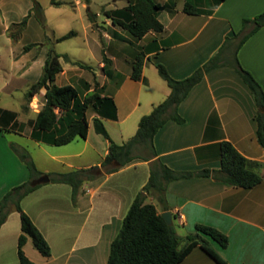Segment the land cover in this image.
<instances>
[{
  "label": "crops",
  "instance_id": "obj_1",
  "mask_svg": "<svg viewBox=\"0 0 264 264\" xmlns=\"http://www.w3.org/2000/svg\"><path fill=\"white\" fill-rule=\"evenodd\" d=\"M60 1L64 3L59 6L52 4V0L50 4L59 8L66 3ZM119 1L107 0L105 5L124 7L129 2L123 0L124 4L119 6ZM157 1L169 4L159 14L164 30L149 31L141 39L114 26L109 18L103 19L101 52L105 49L112 63L107 74L103 69L104 62H98L102 73L93 72L94 83L98 81L99 86L104 87L103 95L113 96L116 113L112 116L92 109L90 115L88 109L86 138H77L64 145L37 140L31 136L30 121L33 119L29 120V128L26 125L22 131H8L3 128L2 118H7L3 123L11 122L9 112L15 111L0 106V200L11 188L30 178L29 169L16 148L28 151L38 169L45 173L101 165L109 152L110 142L95 130V117L104 121L117 143H124L136 133L141 117L171 93L170 86L158 71V63L164 64L174 78L183 79L216 54L228 36L239 32L245 18L264 11V0H223L217 5L216 0H194L201 9L195 14L184 10L187 0ZM12 2L26 4L25 0ZM33 6L34 2L26 5L19 19L7 21L4 18L7 23L1 32L12 38L8 30L10 24L23 19ZM4 8L0 0L2 15L6 13ZM44 15L48 22L45 8ZM98 16H101L100 12ZM108 30L118 32L120 36L112 37ZM25 34L37 38L45 35L34 12L22 36ZM140 50L145 53V61L142 78L136 80L131 77L132 60ZM37 52L14 58L7 68L10 79L0 88V94L11 93L22 83L28 90L39 79L48 49L42 47L39 55ZM223 56L224 63L206 72L179 105L178 112L185 122L169 119L156 133V157H137L115 172H103L98 178L86 180L76 200L72 197V186L59 182H44L22 198V208L51 246V255L44 256L28 237L24 250L34 264H106L111 243L119 233L124 217L150 178L152 163L161 159L179 171L220 169V143L223 140L231 141L251 161V168L263 177L259 184L245 188L211 176H195L171 181L164 204L153 194L148 195L146 201L154 203L161 213L172 211V224L178 228V234L183 238L199 234L221 255L224 264H264V146L257 137L258 105L249 86L233 66L235 45H228ZM237 56L264 88V26L246 40ZM65 72L63 65L56 81ZM86 84L93 92L92 81L87 80ZM33 98L39 100V95ZM42 104L32 105L30 109L37 114ZM54 146H66L67 149ZM137 153L144 154L141 149ZM199 224L224 232L229 237L228 245L223 247L212 236L198 230ZM21 233L20 212L12 206L0 226V264H21L18 254ZM179 264L220 263L198 244Z\"/></svg>",
  "mask_w": 264,
  "mask_h": 264
},
{
  "label": "trees",
  "instance_id": "obj_2",
  "mask_svg": "<svg viewBox=\"0 0 264 264\" xmlns=\"http://www.w3.org/2000/svg\"><path fill=\"white\" fill-rule=\"evenodd\" d=\"M33 1L32 10L20 22L11 23L8 30L13 26L23 30L33 12L43 27L47 28L48 24L42 4L38 0ZM222 1L216 0V5ZM84 2L87 5L88 17L92 25H97L98 13L91 10L92 0H84ZM63 3L60 0H52V4L57 6ZM168 7L169 4H162L157 0H129L124 7L104 5L101 12L111 20L114 26L127 31L135 39H141L149 31L160 32L164 30V24L160 21L159 14ZM184 10L192 14L201 12L200 6L194 0H187ZM263 26L264 11L254 17L245 18L239 32H236L232 37L228 36L216 54L191 75L183 79L174 78L164 64L158 63V71L170 86L171 93L165 100L156 104L150 113L141 117L136 133L124 143H117L111 137L104 121L100 117H95V130L110 142L109 152L101 165L67 172L45 173L38 169L28 151L16 148L20 158L29 169L30 178L28 181L11 188L0 200V226L6 221L10 208L12 206L16 207L21 215L22 233L18 241V254L21 264H34L24 250L29 236L32 238L35 247L44 256L51 255L50 243L31 216L21 206L22 198L44 183H37V181L46 178L45 182L68 183L72 186L73 200H76L86 180L98 178L103 172H115L137 157L146 159L156 157L158 155L154 145L156 133L169 119L179 123L185 122V118L178 112L179 105L186 99L190 91L202 81L206 72L224 63L223 52L228 45H235L233 66L247 83L256 99L258 105L257 137L264 146V88L254 75L242 66L237 56L239 48ZM20 33L21 31L12 33L11 36L17 39L20 37ZM76 34L77 31L70 30L66 34L57 36L54 42L66 40ZM117 36H120L118 32L112 35L115 38ZM39 44H26L24 52ZM51 44L43 66V72L39 79L31 84L25 97L27 101H31L36 95H41L43 98L42 107L37 112L35 119L30 121L32 125L31 136L49 144L64 145L77 138L88 136L89 120L87 111L90 107L101 114L115 116L116 104L113 96L103 95L104 87H100L98 81L95 83L93 92L85 96L80 95L78 88L71 83L58 85L56 83L57 75L63 71L61 58L65 57L68 61H70V58L67 54L56 51L53 42ZM144 61L145 53L140 50L132 60L131 77L133 79L139 80L142 78ZM103 62V69L109 74L112 60L106 55L104 49ZM75 63L84 68H92L82 62L76 61ZM25 108L27 109L28 105H25ZM9 115L11 122L9 120L3 123L7 118H2L3 128L8 131H22L25 123L16 120V112L11 111ZM138 149H141L144 154L139 155L137 153ZM220 150V169L205 168L200 171H179L170 168L161 159H156L152 163L148 182L137 194L123 219L119 233L111 243L110 255L106 264H179L198 244L220 264H224L225 260L208 241L199 234H189L183 238L178 234L173 224L167 223L157 206L146 201L148 195L153 194L161 204H164L168 184L182 178L211 176L216 180L245 188L253 187L263 180L262 175L251 168V161L231 141H221ZM164 209L166 210L167 207L165 206ZM197 228L212 236L221 246L226 247L228 245V235L216 227L199 224Z\"/></svg>",
  "mask_w": 264,
  "mask_h": 264
},
{
  "label": "rangeland",
  "instance_id": "obj_3",
  "mask_svg": "<svg viewBox=\"0 0 264 264\" xmlns=\"http://www.w3.org/2000/svg\"><path fill=\"white\" fill-rule=\"evenodd\" d=\"M25 1L26 4L22 2L13 3L12 0H2L5 7L4 11H6V13H4V15L0 13V88L3 87L10 79L7 68H9L14 62V58H20L23 54H27V52L35 51H38L36 54L39 55L42 47L49 49V46L52 45L51 43L53 42V46L56 51L62 54H67L70 58V61H68L65 57L61 58L63 65L66 67V72L63 76L58 77L56 81L57 84L71 83L78 88L80 95L85 96L86 94H89L91 91L89 90L86 81L91 80L92 87L95 86L94 81L96 76L93 75V72L100 73L101 70L98 66V62H103V50L101 52V48L104 46V39L102 36L104 33L103 19L106 16L101 12V8L106 4L107 0H92L90 4L93 12H100L101 14V16L97 17V25L95 26L92 25L88 17V8L84 0H64L66 3L59 8L51 6L50 0H39L43 8H45L49 19L46 29L42 25V28L45 31L44 37L37 38L26 34L22 36L24 29L20 30L19 27L13 26L9 30L10 35H12V33H19L20 31L21 33L19 38L14 39L12 37V39L4 32H1L2 27L7 23L6 20L10 21L21 18L26 5H30L34 2L33 0ZM123 2V0H120L118 5L122 6L124 4ZM73 3L77 5L75 6ZM108 7L114 6L108 5ZM4 18L6 19L5 21ZM118 28L122 29L120 27ZM70 30L77 31V34L66 40L56 43L54 42L57 36L66 34ZM107 32L111 36L113 35L112 30H108ZM49 38L53 39L51 40L52 42ZM29 42H38L40 44L35 45L29 51L24 53V46ZM26 61L27 59L24 60V62ZM29 61L30 60H28V62ZM76 61L90 65L92 68H82L80 64L75 63ZM26 90L27 85L22 83L19 84L18 89L12 91L11 93L8 91L1 93L0 106L7 107L17 112L18 121L24 122L25 126L27 125V128H29V120L36 117V112L33 109H30V107L32 105H34L32 107H37L38 104H42L43 98L39 95V100L33 98L31 101H27L25 97ZM25 105H28L27 109L25 108ZM91 113L92 107L89 108V114L91 115ZM79 141L82 143V140ZM54 147L57 149H67L65 148L66 146ZM174 227L176 230L178 229L176 225H174Z\"/></svg>",
  "mask_w": 264,
  "mask_h": 264
},
{
  "label": "water",
  "instance_id": "obj_4",
  "mask_svg": "<svg viewBox=\"0 0 264 264\" xmlns=\"http://www.w3.org/2000/svg\"><path fill=\"white\" fill-rule=\"evenodd\" d=\"M46 180H47L46 178H41L37 181V183H42V182H45ZM162 215L168 224H172L173 222L172 211L170 210L163 211Z\"/></svg>",
  "mask_w": 264,
  "mask_h": 264
}]
</instances>
